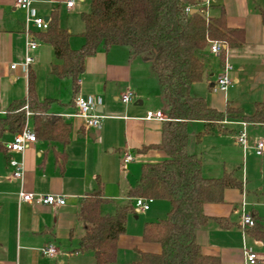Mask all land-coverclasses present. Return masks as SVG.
<instances>
[{
	"label": "crops",
	"instance_id": "obj_1",
	"mask_svg": "<svg viewBox=\"0 0 264 264\" xmlns=\"http://www.w3.org/2000/svg\"><path fill=\"white\" fill-rule=\"evenodd\" d=\"M32 1L38 16L48 19L50 24L56 19L58 25L68 31L73 49L83 46L81 14L85 13L83 4L86 0H79L72 9L67 6L69 0ZM204 4L207 7H223L228 26L245 31L246 45L240 49H230L226 45L220 55H213L209 50L207 78L204 82L195 83L191 94L204 98L208 106L220 112L226 110L229 102L244 111L239 101L240 93L232 92L230 96L229 91L223 93L215 88L218 75L228 63L233 67L231 78L234 82L229 90H243L255 110V105L264 99V0H204ZM209 13L218 16L219 10L214 8ZM26 16L25 11L16 7L15 0H0V117L5 115L13 101L23 99L24 95L27 97L29 73H23L19 67L12 70L11 67L20 66L26 55L30 54L35 62L29 72L33 71L37 75L38 82L45 72L51 86L46 96L38 93L39 100H52L49 113L71 123L72 133L67 145L38 139L27 149L23 157V180L16 181L13 178L14 168L10 165L12 158L20 160L21 156L0 153V264H95L91 251L79 250L83 235V227L78 220L81 204L97 190L99 179L103 184L104 197L110 201L103 206V211L112 214L116 205L130 200L129 192L136 186L142 166L162 163L168 158L160 149L142 151L162 141L164 122L146 119L149 111H161L167 115V109L161 108L164 104L162 90L151 60L134 57L128 47L120 46L109 51L100 49L95 55L86 58L84 72L79 78L80 88L74 95L69 79H60L51 73L52 64L57 62L54 49L39 39V33L46 31L31 28L39 47L28 53ZM73 16H78L80 22L73 20ZM128 92L134 93L135 97L131 103L125 104L122 97ZM78 96L95 103L96 111L104 117L101 129H87L83 120L75 116V100ZM238 122H223L222 128L227 130L225 133L206 136L201 143L197 142V135L203 131L204 124H188V127L196 126V131H199L195 139L197 149L189 152L188 141V152L201 157L204 177L220 178L231 173L217 166L206 173L200 149L208 138L238 135ZM32 126L34 128L33 121ZM250 127L264 129L260 125L250 124ZM13 137L7 134L3 139L4 146ZM236 139L237 136L234 144L244 156L253 151L245 153ZM212 140L222 142L219 139ZM228 142L231 146L232 140L228 139ZM255 143L249 138L251 147ZM127 155L133 160L125 165L123 161ZM216 163L226 169V162L222 158ZM261 167H264V159ZM249 174L247 169L240 172L238 177L235 176L242 181V189H227L222 203L204 206L205 214L212 220L197 231V243L204 254L219 257L221 264H246L245 249L257 254V264H264V183L258 180L253 185ZM22 190L63 196L66 204L51 207L21 202L19 193ZM161 202L158 208L160 217H152L155 220H146V223L166 218L170 207L163 204L167 201ZM243 207L253 216L255 227H242ZM140 214L136 212L131 217L137 220ZM163 215H166L165 218H162ZM131 217L126 233L118 240L117 258L113 264H134L140 259L141 253H161L159 244L143 240L145 224L136 232L129 228ZM215 218L225 219L230 226L223 228ZM47 245L56 247L58 252L54 258L43 255L42 249Z\"/></svg>",
	"mask_w": 264,
	"mask_h": 264
},
{
	"label": "trees",
	"instance_id": "obj_2",
	"mask_svg": "<svg viewBox=\"0 0 264 264\" xmlns=\"http://www.w3.org/2000/svg\"><path fill=\"white\" fill-rule=\"evenodd\" d=\"M89 1V11L81 14L84 44L80 49L71 47L70 34L56 19L48 31L39 33L41 42L54 49L57 62L52 64L51 73L69 79L76 95L87 57L100 49L128 47L134 57L151 60L170 120L164 122L161 143L142 150L160 149L168 158L162 163L143 165L136 186L129 192L130 200L116 205L112 214L103 211L110 201L104 197L103 184L98 179L97 190L84 199L78 214L83 227L79 250L91 251L95 264H113L118 240L126 233L129 218L136 215L134 199L142 197L167 201L170 211L165 219L143 227V240L159 244L161 253H141L134 264H221L219 257L203 253L196 234L212 220L205 214L204 206L222 203L225 190L242 189L243 183L234 173L220 178L203 176L201 157L188 152V124H204L197 135L198 143L206 136L225 133V121L264 126V99L255 105L252 115H246L231 102L220 112L208 106L204 98L192 96L191 89L207 78L210 42L240 49L246 45L245 31L229 27L224 8L207 7L204 0ZM214 8L219 10L218 16L210 15ZM51 104L52 100H39L36 77L30 71L27 97L13 101L0 117V153L7 152L4 137L24 129L26 106L33 113L31 120L38 139L67 145L72 125L50 114ZM215 220L223 228L230 226L225 219Z\"/></svg>",
	"mask_w": 264,
	"mask_h": 264
},
{
	"label": "built area",
	"instance_id": "obj_3",
	"mask_svg": "<svg viewBox=\"0 0 264 264\" xmlns=\"http://www.w3.org/2000/svg\"><path fill=\"white\" fill-rule=\"evenodd\" d=\"M79 0H69L67 2V6L69 9L75 7L76 3ZM16 7L22 9L26 12V41H27V51H35L39 47V43L35 40L32 35L31 28L36 31H48L50 28V21L44 17H40L37 14V11L32 7V0H15ZM187 13L190 12V9L186 10ZM226 49V45L221 42L212 41L210 42V53L213 55H220ZM35 62L34 58L27 54L24 62L19 65H13L11 67L12 70H16L18 67L25 74L29 73L30 66ZM233 72V67L226 63L224 65L223 70L218 75L216 79L215 88L223 93H227L230 87L233 86V79L231 78V73ZM135 95L132 92H128L122 97V102L125 104H129L133 101ZM77 114L75 115L77 118H80L84 122V126L87 129H101L102 121L104 117L96 111V105L90 99H86L84 97L78 96L75 100ZM26 110V124L22 132L14 135L13 140L5 144V148L8 153L18 154L21 156L20 160H16L12 158L10 160V165L14 168L13 178L17 180H23L25 175V163H24V154L27 149H29L33 144L38 141L36 132L32 126L31 117L33 113L29 110L28 106L24 108ZM147 120H156L166 122L169 121V117L165 115L161 111H149L146 114ZM227 123V122H226ZM238 124L241 129L237 135V144L244 150V152H248L253 150L257 156H262L264 154V140H260L255 143L253 147L249 145V138L247 128L249 124L245 121H240ZM133 160L130 155H127L124 158V164L127 165ZM19 197L21 202L25 203H34L37 205H45L51 207H61L66 204L65 197L59 195H44V194H34L28 193L24 190L20 191ZM155 202L152 198H136L134 200L135 211L137 213H147L153 203ZM241 222L243 228H253L255 227V221L253 216L248 213L245 208L242 209L241 214ZM57 249L54 245H47L42 249L43 255L54 258L57 255ZM245 257L246 264H257L258 256L256 253H253L249 249H245Z\"/></svg>",
	"mask_w": 264,
	"mask_h": 264
},
{
	"label": "rangeland",
	"instance_id": "obj_4",
	"mask_svg": "<svg viewBox=\"0 0 264 264\" xmlns=\"http://www.w3.org/2000/svg\"><path fill=\"white\" fill-rule=\"evenodd\" d=\"M83 8H84L83 12L89 11L90 9L89 0H86L84 2ZM74 15H77V14H74ZM73 20L80 22L78 16L77 17L73 16ZM49 90H51V86L47 80V75L44 72L43 76L40 77L39 82L36 78V92H37V95L38 93H40V96H46ZM228 91H229L230 96L232 92H236L237 94L240 93L239 101L241 102V104H243L245 113L251 115V113L254 111V107L249 104L247 94L243 92V90L239 91L238 89H234V90L231 89ZM23 97L25 98V95ZM161 108H163L164 110L167 109V105L165 104V102ZM196 129H197L196 126H193V125L192 126L190 125L188 127L189 139H190L189 140L190 141L189 142L190 143L189 152L192 151L193 149L194 150L197 149V146H195V141H196L195 139L199 131H196ZM240 129L241 127L239 126V130ZM247 132H248V138H250L251 141L258 142L260 139L264 140V129L262 130L261 128H253V127L249 128L248 126ZM236 136L237 135H235V137L234 136H217L219 138H208L209 140H206L207 141L206 144L205 142H203V146L200 149V153H202L201 155H203L204 157V164L206 165V168H205L206 173L208 172V169L212 170V167L217 166L219 169L225 170L226 172L234 173V175L238 177L239 176L238 174L240 172L244 170L246 171L248 169L250 171L249 178L251 179L253 185L257 184L258 180H262V183H264V167L263 168L261 167V161L264 159V154L262 155L263 157L262 156L258 157V156H255L254 151H250L244 156L242 150L239 147H236L234 144V140ZM212 139H219V141H222V142L217 143L215 142V140L214 142H212L213 141ZM228 139L232 140L231 146L229 145ZM226 141H227V144H224ZM220 158H222L226 162L225 163L226 169H224V167H221L218 165V163H216V161ZM221 165L223 166V164ZM211 173L216 174L214 173V171H211ZM261 174H263L262 177H261ZM155 201L157 202L152 206V210L150 212L141 213L139 215V219L137 220H135L134 217H131L130 219L131 223L129 225V228L131 230H133L134 232H136L138 228L139 230H141L142 226L146 223V220H155L157 217H160L159 215L160 210H158V208L160 207V204L162 202L161 200H155ZM163 204L166 205L167 208L170 207L169 203L167 202H163ZM163 216L164 217L162 218H165L166 215H163ZM152 217H154L155 219H152Z\"/></svg>",
	"mask_w": 264,
	"mask_h": 264
},
{
	"label": "water",
	"instance_id": "obj_5",
	"mask_svg": "<svg viewBox=\"0 0 264 264\" xmlns=\"http://www.w3.org/2000/svg\"><path fill=\"white\" fill-rule=\"evenodd\" d=\"M191 12L193 13V12H195V11L193 10V11H191ZM47 20H48V19H47Z\"/></svg>",
	"mask_w": 264,
	"mask_h": 264
}]
</instances>
